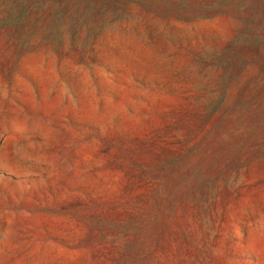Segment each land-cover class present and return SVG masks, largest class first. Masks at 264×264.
<instances>
[{
	"label": "rangeland",
	"instance_id": "1",
	"mask_svg": "<svg viewBox=\"0 0 264 264\" xmlns=\"http://www.w3.org/2000/svg\"><path fill=\"white\" fill-rule=\"evenodd\" d=\"M0 264H264V0H0Z\"/></svg>",
	"mask_w": 264,
	"mask_h": 264
}]
</instances>
